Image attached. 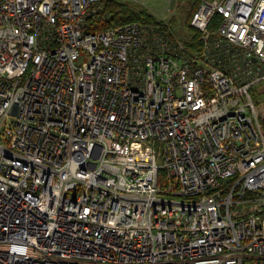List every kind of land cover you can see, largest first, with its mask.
I'll use <instances>...</instances> for the list:
<instances>
[{
  "label": "built area",
  "instance_id": "2783aa9c",
  "mask_svg": "<svg viewBox=\"0 0 264 264\" xmlns=\"http://www.w3.org/2000/svg\"><path fill=\"white\" fill-rule=\"evenodd\" d=\"M103 1L0 0V264H264V0Z\"/></svg>",
  "mask_w": 264,
  "mask_h": 264
},
{
  "label": "trees",
  "instance_id": "16d2710c",
  "mask_svg": "<svg viewBox=\"0 0 264 264\" xmlns=\"http://www.w3.org/2000/svg\"><path fill=\"white\" fill-rule=\"evenodd\" d=\"M192 7L191 12L186 17V25L189 28V20L195 12L200 0H190ZM96 12L89 17L86 22V28L90 31H103L110 27L125 24L128 22L146 23V24H162V21L152 17L143 8H137L128 1L123 0H105L98 4ZM190 29V28H189ZM187 46L196 47L199 45L198 35L191 33L189 38L184 40ZM252 96L256 101V105L260 111L263 109L264 115V89L258 91L257 88L252 90ZM257 97L262 96L263 103L258 101ZM260 122L264 131V116H260Z\"/></svg>",
  "mask_w": 264,
  "mask_h": 264
},
{
  "label": "rangeland",
  "instance_id": "374dc122",
  "mask_svg": "<svg viewBox=\"0 0 264 264\" xmlns=\"http://www.w3.org/2000/svg\"><path fill=\"white\" fill-rule=\"evenodd\" d=\"M137 8L145 9L152 17L167 22L170 30L182 41L189 38L192 30L186 25V17L191 12L190 0H123ZM263 103L262 96H256ZM259 110V109H258ZM259 113L263 115L262 111Z\"/></svg>",
  "mask_w": 264,
  "mask_h": 264
}]
</instances>
